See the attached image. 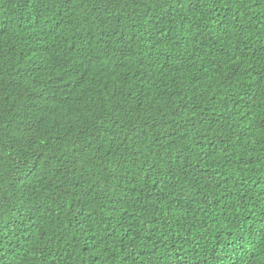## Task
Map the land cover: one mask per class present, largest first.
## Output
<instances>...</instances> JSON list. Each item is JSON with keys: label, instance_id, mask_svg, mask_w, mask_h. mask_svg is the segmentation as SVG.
<instances>
[{"label": "trees", "instance_id": "trees-1", "mask_svg": "<svg viewBox=\"0 0 264 264\" xmlns=\"http://www.w3.org/2000/svg\"><path fill=\"white\" fill-rule=\"evenodd\" d=\"M0 264H264V0H0Z\"/></svg>", "mask_w": 264, "mask_h": 264}]
</instances>
